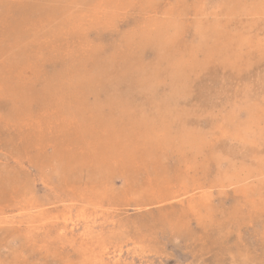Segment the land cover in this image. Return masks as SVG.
<instances>
[{
	"label": "rangeland",
	"instance_id": "rangeland-1",
	"mask_svg": "<svg viewBox=\"0 0 264 264\" xmlns=\"http://www.w3.org/2000/svg\"><path fill=\"white\" fill-rule=\"evenodd\" d=\"M263 145L264 0H0V264H264Z\"/></svg>",
	"mask_w": 264,
	"mask_h": 264
},
{
	"label": "bare ground",
	"instance_id": "bare-ground-1",
	"mask_svg": "<svg viewBox=\"0 0 264 264\" xmlns=\"http://www.w3.org/2000/svg\"><path fill=\"white\" fill-rule=\"evenodd\" d=\"M252 6V5H251ZM4 7V6H3ZM38 10V9H37ZM259 11V10H258ZM176 27V26H175ZM176 29H177V27H176ZM175 29V30H176ZM175 30H174V32H175ZM13 34V33H12ZM174 34V33H173ZM156 38H160V39H162V37L160 36V35H158V36H156ZM12 39V38H11ZM64 39V38H63ZM160 39H155L156 40V42L158 43H162L163 42V40H160ZM18 41V40H17ZM41 44V43H40ZM230 47V46H229ZM19 61V60H18ZM127 69V68H126ZM146 69V68H145ZM172 70L174 71V73H175V75H173V78L172 79H175V78H177V75L176 74H178V76H180L181 74H183V72H182V69H180V68H176V67H172ZM159 73H161V72H154L153 71V73L152 74H149L150 76L151 75H155V74H159ZM145 76H147L146 74H144V72L143 71H140V72H138V73H136V74H133L132 72H130L129 71V73L127 74V75H125V79L124 80H126L128 83H130V84H135V83H139V84H141V83H144V81H145ZM61 79V78H60ZM53 82V81H52ZM57 82V81H56ZM61 82V81H60ZM61 89V88H60ZM65 89V88H64ZM64 94V93H63ZM60 99V98H59ZM58 99V100H59ZM59 104V103H58ZM66 104V103H65ZM240 104V103H239ZM61 106V105H60ZM66 109V108H65ZM24 117V116H23ZM251 124V123H250ZM23 127V126H22ZM145 130V129H144ZM244 141V140H243ZM237 143V142H236ZM235 145V144H234ZM264 146V145H263ZM236 148V147H235ZM227 152V151H226ZM244 152V151H243ZM251 155V154H250ZM4 157V156H3ZM226 158V157H225ZM241 161V160H240ZM103 164V163H102ZM229 164H231V163H229ZM7 165V164H6ZM61 165V164H60ZM65 165V164H64ZM79 165V164H78ZM94 165V164H93ZM74 166V165H73ZM49 167V166H48ZM66 167H68V166H66ZM7 168V167H6ZM9 168V167H8ZM102 168V167H101ZM13 169V168H12ZM63 169V168H62ZM84 169V168H83ZM218 170V169H217ZM57 172V171H56ZM59 172V171H58ZM63 172V171H62ZM65 173V172H64ZM111 173V172H110ZM114 173H115V171H114ZM132 174V173H131ZM52 175V174H51ZM112 176H113V174H112ZM62 177V176H61ZM257 177V176H256ZM28 178V177H27ZM132 178V177H131ZM252 178V177H251ZM19 179V178H18ZM134 179V178H133ZM250 180V179H249ZM245 181V180H244ZM131 182V181H130ZM113 183V182H112ZM111 183V184H112ZM11 184H12V182H11ZM114 184V183H113ZM131 185V184H130ZM22 186V185H21ZM234 186H236L235 184H234ZM7 187V186H6ZM131 187V186H130ZM142 187V186H141ZM15 188V187H14ZM23 188H25V187H23ZM233 188V187H232ZM6 189V188H5ZM8 189H9V187H8ZM226 189V188H225ZM115 191H116V189H115ZM96 192V191H95ZM28 199V198H27ZM20 200V199H19ZM23 200V199H22ZM23 203V202H22ZM20 204V203H19ZM30 204V203H29ZM167 204V203H166ZM200 208V207H199ZM187 211V210H186ZM18 215V214H17ZM34 215V214H33ZM41 217V216H40ZM33 218V217H32ZM51 218V217H50ZM48 219V218H47ZM203 219V218H202ZM12 224V223H11ZM45 224V223H44ZM20 225V224H19ZM76 225V224H75ZM72 227V226H71ZM14 228V227H13ZM39 231V230H38ZM64 231V230H63ZM7 234V233H6ZM13 234V233H12ZM11 236V235H10ZM9 238V237H8ZM2 240V239H1ZM3 246H4V244H3ZM106 250V249H105ZM4 251V250H3ZM79 251V250H78ZM1 254V253H0ZM46 257V256H45ZM52 257V256H51ZM34 264V263H33Z\"/></svg>",
	"mask_w": 264,
	"mask_h": 264
}]
</instances>
